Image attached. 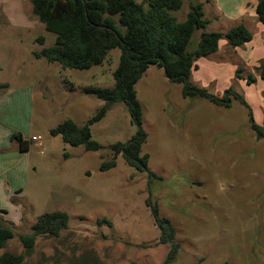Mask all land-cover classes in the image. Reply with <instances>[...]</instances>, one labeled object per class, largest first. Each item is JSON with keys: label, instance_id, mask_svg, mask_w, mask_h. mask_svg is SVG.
<instances>
[{"label": "rangeland", "instance_id": "374dc122", "mask_svg": "<svg viewBox=\"0 0 264 264\" xmlns=\"http://www.w3.org/2000/svg\"><path fill=\"white\" fill-rule=\"evenodd\" d=\"M202 1L210 21L205 30L225 32L229 21L216 20L219 16ZM187 10L183 0L171 14L182 20ZM34 20L27 31L0 25V81L14 89L31 88L27 135L42 140L40 146L38 140L30 141L29 163L34 168L9 209V220L2 215L14 236L0 254L24 253L18 235L27 233L41 213L61 210L68 215L67 228L57 238L37 237L32 251L24 253V264H161L170 243L159 241L148 199L175 229L173 241L179 247L169 264H264V139L251 131L247 108L232 96L229 106L183 97L180 83L168 81L160 67L149 65L134 89L147 135L141 152L148 154L147 169L157 176L149 178L128 166L120 154L114 167L101 171L100 162L112 158L110 145L128 140L136 129L122 102L112 103L90 125L91 139L101 145L97 151L70 145L48 130L67 118L81 125L99 110L104 101L83 87L113 85L119 49L109 50L101 63L86 69L34 58L33 50L55 40L54 33ZM202 31H194L189 50ZM251 33L258 30L253 27ZM39 36L43 44L37 43ZM212 58L200 59L193 81L217 96L227 86L236 88L250 99L257 120L263 81L246 85L208 72ZM237 67L246 75L242 63ZM101 218L111 226L98 224Z\"/></svg>", "mask_w": 264, "mask_h": 264}, {"label": "trees", "instance_id": "16d2710c", "mask_svg": "<svg viewBox=\"0 0 264 264\" xmlns=\"http://www.w3.org/2000/svg\"><path fill=\"white\" fill-rule=\"evenodd\" d=\"M183 0H31L33 15L46 31L55 34L54 43L39 50H33L34 58H44L64 68L86 69L103 61L111 49H119L118 62L112 71L111 87L85 86L83 91L104 101L99 110L83 124L78 125L67 118L48 130L52 136L59 135L63 142L82 145L86 151H97L101 145L91 139L90 125L99 120L109 106L122 102L128 111L135 132L124 142L110 145L112 158L102 160L99 170L106 171L115 166V158L121 155L124 162L149 178L157 176L147 169L148 154L141 152L146 140L142 128L141 106L136 96L134 84L144 74L149 65H157L170 82L181 84L183 97L206 98L218 106H229L230 96L237 99L248 112V124L257 139H264V125L253 119L249 104L232 86L224 89L221 96L192 82L191 72L197 67L196 60L218 50L220 39L226 40L229 47L235 48L248 42L252 34L243 23L229 27L225 32L207 31L209 19L204 16L202 3L187 0L188 10L182 20L176 19L171 11L182 6ZM144 3L146 6H144ZM255 14L264 26V0H256ZM202 29L196 47L188 49L190 38L195 30ZM43 44L42 36L36 38ZM241 67L235 76L247 84L255 82L251 72L242 76ZM258 77L264 82V59L256 67ZM7 84L0 83V89ZM264 96V91H263ZM10 139L20 151H26L29 142L20 132H13ZM101 158V157H100ZM154 224L160 231V242H169L170 249L161 264H169L178 252V243L173 241L175 229L171 222L159 215L156 203L146 200ZM5 210H0V248L14 236L11 224L3 219ZM98 224L111 222L106 218L97 219ZM68 226V215L61 210L41 213L29 227L27 233H20L18 239L29 254L37 237H59ZM24 253L3 251L0 264H24ZM226 264V263H223Z\"/></svg>", "mask_w": 264, "mask_h": 264}, {"label": "crops", "instance_id": "0c3cea01", "mask_svg": "<svg viewBox=\"0 0 264 264\" xmlns=\"http://www.w3.org/2000/svg\"><path fill=\"white\" fill-rule=\"evenodd\" d=\"M199 2L202 3L204 12V2L202 0H199ZM205 2L210 7V11L219 16L215 19H227L229 27L237 23H243L250 32L253 27L258 30L256 35L251 33V39L240 47L231 48L227 45L226 40L220 39L218 50L211 54L214 58H212V61L207 62L211 65L208 66L207 71H211V73L218 71L220 77L227 76L231 80L237 78L238 81L250 85L244 79L235 76L237 66L242 63L245 67V73L251 72L255 76V82L251 85L260 83L261 79L258 74H255L253 68H256L259 61L264 59V36H262L264 26L258 21L255 14L256 0H205ZM35 18L31 9V0H0V25L27 31L37 23L34 20ZM203 58L196 60L197 67L191 72V80L195 84L197 82L196 80L193 81V71L200 70L199 61ZM197 81L201 80L197 79ZM0 83L7 84L6 88L0 89V210L6 211L4 216L8 219L10 207L17 203L16 198L23 191L25 177L31 168H34L29 163V147L26 151H20L16 142L10 139L13 132H20L22 138L30 144L31 139L27 135V130L30 124V104L33 94L30 87L24 86L14 89L7 81H0ZM199 86H202V84ZM234 89L238 92L236 88ZM263 91L264 82L261 83L259 91L261 100L258 102L260 104L258 108L261 110V114L259 113L257 120H255L256 117L254 118V121L260 125L264 121ZM246 102L251 106L250 99ZM258 119L262 121H258ZM41 143L42 140L36 142L38 146Z\"/></svg>", "mask_w": 264, "mask_h": 264}, {"label": "built area", "instance_id": "2783aa9c", "mask_svg": "<svg viewBox=\"0 0 264 264\" xmlns=\"http://www.w3.org/2000/svg\"><path fill=\"white\" fill-rule=\"evenodd\" d=\"M40 139V137H39V135H36V136H32L31 137V140H38V141H41V140H39Z\"/></svg>", "mask_w": 264, "mask_h": 264}]
</instances>
